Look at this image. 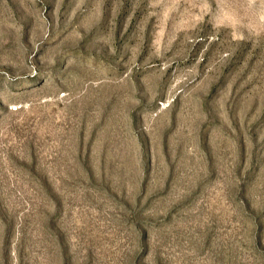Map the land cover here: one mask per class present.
<instances>
[{"label":"rangeland","instance_id":"rangeland-1","mask_svg":"<svg viewBox=\"0 0 264 264\" xmlns=\"http://www.w3.org/2000/svg\"><path fill=\"white\" fill-rule=\"evenodd\" d=\"M216 3L0 0V264H264V36Z\"/></svg>","mask_w":264,"mask_h":264},{"label":"clouds","instance_id":"clouds-1","mask_svg":"<svg viewBox=\"0 0 264 264\" xmlns=\"http://www.w3.org/2000/svg\"><path fill=\"white\" fill-rule=\"evenodd\" d=\"M223 0H217L216 10H213L212 5H209L208 11L212 13V23L214 28L227 29L231 32L238 33L239 39L244 40L246 36L259 39L264 36V27L258 29L248 28L235 15H230L221 9ZM245 5L250 10H255L264 13V0H245Z\"/></svg>","mask_w":264,"mask_h":264}]
</instances>
